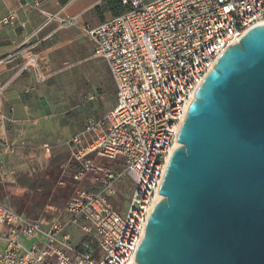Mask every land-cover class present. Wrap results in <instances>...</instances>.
Wrapping results in <instances>:
<instances>
[{"label":"built area","instance_id":"2783aa9c","mask_svg":"<svg viewBox=\"0 0 264 264\" xmlns=\"http://www.w3.org/2000/svg\"><path fill=\"white\" fill-rule=\"evenodd\" d=\"M17 1L90 37L114 81L116 101L70 139L73 195L53 217L31 218L0 201V264H135L188 109L223 52L264 24V0H122L124 12L95 27L79 15L50 13L41 0ZM16 16L0 23L12 25ZM20 52L22 69L45 82L33 45ZM124 176L134 190L120 209L114 197ZM71 229L81 238L93 232L95 245L75 244ZM36 236L31 247L21 242Z\"/></svg>","mask_w":264,"mask_h":264},{"label":"water","instance_id":"95a60500","mask_svg":"<svg viewBox=\"0 0 264 264\" xmlns=\"http://www.w3.org/2000/svg\"><path fill=\"white\" fill-rule=\"evenodd\" d=\"M135 264H264V24L190 105Z\"/></svg>","mask_w":264,"mask_h":264},{"label":"crops","instance_id":"0c3cea01","mask_svg":"<svg viewBox=\"0 0 264 264\" xmlns=\"http://www.w3.org/2000/svg\"><path fill=\"white\" fill-rule=\"evenodd\" d=\"M41 1L46 11L60 13L62 16L79 15L83 23L93 27L122 13L116 15L106 4L107 0ZM11 12L17 13L15 23L12 25L0 23V59L9 58L7 62L0 65V87H2L0 148L5 153L16 152L15 157L12 156L14 154L8 157L5 155L4 160L1 161L7 180L3 182L0 177V185L3 190L6 184L16 188L15 192H6L2 195V199H8L9 205L12 204V198H22L26 194L32 195L37 189L35 147L37 132L40 131L38 124L48 118L40 107L47 87L45 84L36 82L33 70L24 72L20 47L32 44L36 52L38 49H44L41 54L48 55L54 49L63 48L67 44V41L62 40L65 37L64 29L66 28H59L57 21L47 20L46 16L38 10L22 7L17 0H0V21ZM4 142H8L14 151L6 149ZM24 157L32 158L31 163L27 164L25 159L22 160ZM62 169L68 170L69 167L66 165ZM29 217L37 218V208ZM71 233L75 242L79 232L71 229ZM37 238L39 239L36 236L35 239Z\"/></svg>","mask_w":264,"mask_h":264},{"label":"rangeland","instance_id":"374dc122","mask_svg":"<svg viewBox=\"0 0 264 264\" xmlns=\"http://www.w3.org/2000/svg\"><path fill=\"white\" fill-rule=\"evenodd\" d=\"M64 30L65 37L62 40L67 41V44L63 48L54 49L48 55L41 54L44 49L37 50L43 71L48 76L45 82L36 81L47 87L40 107L48 116L38 124L40 131L37 132V146L35 147L37 176L41 178L46 171L52 169L53 166L49 164H59V169H55V172L61 171L57 181L58 185H60V180L68 181V174L73 168L69 147L70 139L81 132L89 118L106 116L116 101L114 81L104 60L94 55V44L90 37L78 28ZM30 71L25 70L24 72ZM11 154L16 156V152L5 153L0 148V177L3 182L7 180V177L1 161L4 160L5 155L8 157ZM24 159L27 164L31 163L32 158L24 157L22 160ZM66 165L69 169L63 170L62 167ZM116 187L114 202L120 209H124L131 199L134 184L130 177L124 176ZM15 191L14 186L6 184L4 190L0 191V197L3 193ZM72 195L73 189L63 191L58 200L37 208V219L53 217L56 210L61 209ZM2 200L9 205L7 198ZM80 238L81 236H78L74 243L77 244L79 240L84 239L89 242L90 247L95 245L96 237L93 232L84 234L83 238ZM36 240L38 241V238H23L21 242L26 247H31Z\"/></svg>","mask_w":264,"mask_h":264},{"label":"trees","instance_id":"16d2710c","mask_svg":"<svg viewBox=\"0 0 264 264\" xmlns=\"http://www.w3.org/2000/svg\"><path fill=\"white\" fill-rule=\"evenodd\" d=\"M106 4L113 9L116 15L125 10L122 5V0H107ZM52 166V169L46 171L41 178L37 176V189L32 195L26 194L22 198H12L11 205L16 211L30 216L36 208H41L47 203L58 200L63 191L65 192L66 190L72 189L69 183H65L64 186L57 184L61 171L55 172L59 169V164H54ZM0 186V191H2L3 187L2 185ZM0 198L2 202V197Z\"/></svg>","mask_w":264,"mask_h":264},{"label":"bare ground","instance_id":"6f19581e","mask_svg":"<svg viewBox=\"0 0 264 264\" xmlns=\"http://www.w3.org/2000/svg\"><path fill=\"white\" fill-rule=\"evenodd\" d=\"M180 146V144L177 142V148Z\"/></svg>","mask_w":264,"mask_h":264}]
</instances>
